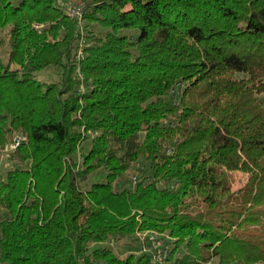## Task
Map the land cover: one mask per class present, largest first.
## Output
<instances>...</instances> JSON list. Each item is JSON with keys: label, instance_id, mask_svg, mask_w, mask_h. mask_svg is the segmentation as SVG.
I'll use <instances>...</instances> for the list:
<instances>
[{"label": "trees", "instance_id": "1", "mask_svg": "<svg viewBox=\"0 0 264 264\" xmlns=\"http://www.w3.org/2000/svg\"><path fill=\"white\" fill-rule=\"evenodd\" d=\"M65 3L0 0V264H264V0Z\"/></svg>", "mask_w": 264, "mask_h": 264}, {"label": "rangeland", "instance_id": "2", "mask_svg": "<svg viewBox=\"0 0 264 264\" xmlns=\"http://www.w3.org/2000/svg\"><path fill=\"white\" fill-rule=\"evenodd\" d=\"M60 1L63 2L64 4H66L65 3L66 0H60ZM69 6L81 8L82 9V15H83L82 6L77 5V3H75V2L69 4ZM71 17L76 18L77 16L73 15ZM124 33L128 34L126 32H124ZM8 51H9L8 47L0 48V55L3 57V59L5 61L7 60ZM36 78L41 83L58 82L61 78V71H59L57 69L43 70V71L36 73ZM262 99L264 101V95H262ZM11 149L12 148H9L8 150H6V152L3 153L2 160L0 162V175L3 178H6L9 170H11L14 167V163L10 159ZM231 176H232V182H233V185L231 187V188H233L232 192L240 190V188H242L244 186V184H246L247 179L249 178L248 175H245L242 172L231 174ZM127 177H128L127 179H129V181H130L129 183L132 184V183L136 182L135 178L137 177V173L134 172V170H131L130 172H128ZM97 181H103V176L101 174H99V175L95 174V175L91 176L87 185L85 186V190H89L90 186H92ZM150 236L151 235H149V234L139 233V235L136 237V239L138 241L137 243L133 242V240L131 238H128L121 243L107 242L103 246L111 248L113 250V252H115L120 257H124L130 252L133 254H140L141 251L149 253L150 251H152V249L154 250L153 247L148 248V246H146L147 244L149 245L152 243L151 240H150L151 242H149V240H147L150 238ZM151 238H152V236H151Z\"/></svg>", "mask_w": 264, "mask_h": 264}, {"label": "built area", "instance_id": "3", "mask_svg": "<svg viewBox=\"0 0 264 264\" xmlns=\"http://www.w3.org/2000/svg\"><path fill=\"white\" fill-rule=\"evenodd\" d=\"M67 11H68V14L70 16L76 15L77 18H79V19H81V17H82V9L81 8H76V7L68 6Z\"/></svg>", "mask_w": 264, "mask_h": 264}]
</instances>
